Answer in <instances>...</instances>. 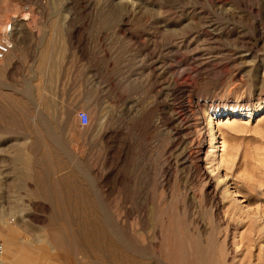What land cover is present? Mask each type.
<instances>
[{
  "label": "rangeland",
  "instance_id": "374dc122",
  "mask_svg": "<svg viewBox=\"0 0 264 264\" xmlns=\"http://www.w3.org/2000/svg\"><path fill=\"white\" fill-rule=\"evenodd\" d=\"M7 22L0 264H264V0H0Z\"/></svg>",
  "mask_w": 264,
  "mask_h": 264
},
{
  "label": "built area",
  "instance_id": "2783aa9c",
  "mask_svg": "<svg viewBox=\"0 0 264 264\" xmlns=\"http://www.w3.org/2000/svg\"><path fill=\"white\" fill-rule=\"evenodd\" d=\"M11 24L10 22L5 23L0 29V60L9 52L12 43L10 41ZM77 119L80 126H86L88 124V114L85 111H79ZM2 251V243L0 241V253Z\"/></svg>",
  "mask_w": 264,
  "mask_h": 264
},
{
  "label": "bare ground",
  "instance_id": "6f19581e",
  "mask_svg": "<svg viewBox=\"0 0 264 264\" xmlns=\"http://www.w3.org/2000/svg\"><path fill=\"white\" fill-rule=\"evenodd\" d=\"M231 110V109H230ZM229 109L228 110H226L227 112L228 111H230ZM220 111V110H219ZM226 111H222V113H224V112H226ZM232 112H234L233 110H231ZM220 113V112H219ZM188 120H190V118H191V116H190V114H189V112L188 113H186V116H185ZM88 123H89V120H88ZM88 125V124H87ZM208 125H210V127H209V131H208V133H209V141H210V145L209 146H211V147H213L214 146V143H215V136H214V132L212 131V124H211V122L209 121V124ZM104 137V136H103ZM77 146V145H76ZM35 158V157H34ZM77 158V157H76ZM79 158V157H78ZM14 159V158H13ZM23 159V158H22ZM15 160V159H14ZM26 162H27V159L25 160ZM33 163H34V161H33ZM20 164H21V166L23 167V168H27L28 167V169H29V165L28 164H25L24 162H22V161H20ZM79 165V164H78ZM82 165V164H81ZM34 166H36V167H38L37 166V164H34ZM33 166V167H34ZM82 167V166H81ZM78 168V167H77ZM41 169V168H40ZM42 170V169H41ZM43 170H44V168H43ZM17 202V201H16ZM2 209H0V214H3L2 213ZM4 212V211H3ZM17 212V211H16ZM20 212V211H19ZM16 215V214H15ZM20 215V214H19ZM18 215V216H19ZM2 217H3V215H2ZM1 218V217H0ZM18 218V217H17ZM16 218V219H17ZM19 219V218H18ZM14 219H11V221H13ZM19 221L18 220H16V223H18ZM3 252V243H2V251H1V253ZM0 253V254H1Z\"/></svg>",
  "mask_w": 264,
  "mask_h": 264
}]
</instances>
